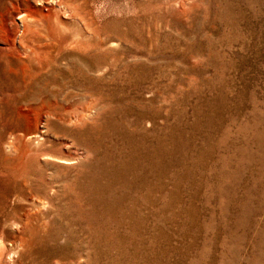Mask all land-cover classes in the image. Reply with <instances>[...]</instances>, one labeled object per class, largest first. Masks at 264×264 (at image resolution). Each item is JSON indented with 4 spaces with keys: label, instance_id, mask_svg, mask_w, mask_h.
<instances>
[{
    "label": "rangeland",
    "instance_id": "rangeland-1",
    "mask_svg": "<svg viewBox=\"0 0 264 264\" xmlns=\"http://www.w3.org/2000/svg\"><path fill=\"white\" fill-rule=\"evenodd\" d=\"M43 2L0 0L37 17L0 54L5 264H264V0Z\"/></svg>",
    "mask_w": 264,
    "mask_h": 264
},
{
    "label": "bare ground",
    "instance_id": "bare-ground-1",
    "mask_svg": "<svg viewBox=\"0 0 264 264\" xmlns=\"http://www.w3.org/2000/svg\"><path fill=\"white\" fill-rule=\"evenodd\" d=\"M55 1L56 0H44L43 5L50 8L56 4ZM14 6H15V9L13 11H9L7 13V15H5V18H3L0 22V26L1 27L4 26V31H6L5 33H7V36L3 37L1 35V31H0V54L4 55V54H7L8 52H11L13 50L22 58L24 56V54L26 55V52H28L27 51L28 49L31 50V47L23 45V43L21 44L20 42H18L19 38L16 39L17 29L11 28V26H9V22H11L14 19L13 16L15 14H18L20 17H22L24 19L27 17H31V18H33V17L37 18V17L31 11L26 10L25 9L26 7L23 6L22 4H18L17 6L16 5H14ZM14 17H16V16H14ZM35 18H33V19H35ZM24 19L20 18V22L21 23L24 22L23 21ZM25 27L26 28H24V27L23 28L27 32L28 29H27L26 24H25ZM28 32H29V30H28ZM7 253H8L7 247L2 243V241H0V264H5L7 260H10L9 258L7 259ZM8 254H10V253H8ZM7 264H9V263H7Z\"/></svg>",
    "mask_w": 264,
    "mask_h": 264
}]
</instances>
